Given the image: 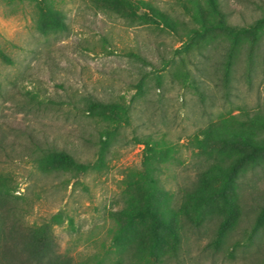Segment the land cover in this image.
<instances>
[{"label":"rangeland","instance_id":"1","mask_svg":"<svg viewBox=\"0 0 264 264\" xmlns=\"http://www.w3.org/2000/svg\"><path fill=\"white\" fill-rule=\"evenodd\" d=\"M151 1L171 14L175 30L101 9L96 0H0V174L24 224L61 214L52 234L71 264H111L117 256L124 221L118 210L136 191L132 180L148 158L147 141L161 150L160 184L179 198L205 162L196 133L209 122L264 109V32L252 67L241 51L227 88L221 79L227 40L190 43L187 31L197 25L191 2ZM219 1L231 24L264 15V0ZM50 8L64 25L49 26ZM90 100L125 105L127 114L90 112ZM105 127L112 135L100 152ZM51 146L88 167L40 165L38 152ZM239 202V221L220 248L209 244L216 217L186 222L177 253L167 252L166 242L165 253L145 254L147 264L263 260L264 225L247 234L264 203V159L241 175ZM148 224L146 217L132 226L147 235Z\"/></svg>","mask_w":264,"mask_h":264},{"label":"trees","instance_id":"2","mask_svg":"<svg viewBox=\"0 0 264 264\" xmlns=\"http://www.w3.org/2000/svg\"><path fill=\"white\" fill-rule=\"evenodd\" d=\"M189 1L192 4L191 17L197 25L188 29V41L208 44L219 35L227 40L221 62V79L228 88L234 64L241 51L245 53L249 69L255 61L256 47L264 32V15L247 25H235L225 19L219 0ZM96 2L101 9L108 8L124 17L136 16L140 20L162 24L170 29L177 28L171 14L151 0ZM48 18L52 28L64 25L51 8ZM137 85L140 90L141 84ZM86 109L106 117L110 116L106 111L114 109H119L117 113L124 116L127 114V106L101 100H90ZM234 116L209 122L196 133L195 143L205 156V162L191 184L183 187L179 198H176L175 193L170 197L159 182L161 167L155 158L156 153L161 151L159 146L148 141L145 143L149 151L148 158L137 177L132 180L136 191L118 210L124 221L116 237L117 256L111 264H122L124 259H128V264H134L136 259L147 264L145 254L165 253L163 244L166 242L169 243L167 252L175 255L181 244L180 230L186 222L198 224L212 217H216L217 221L209 244L214 248L224 244L229 231L236 226L241 215L240 177L264 159V109H256L243 119L232 120ZM111 135L112 130L108 127L100 131V152L106 147ZM37 159L40 165L54 166L58 163L72 165L76 169H86L89 165L77 160L69 151L52 146L40 149ZM8 189L0 174V264H71V258L57 251L52 234V223L60 221L61 214L57 212L39 223L26 225L15 213L16 206L10 203ZM259 207L248 231V238L264 225V203ZM146 217L150 233L147 235L132 226L137 219ZM256 264H264V259Z\"/></svg>","mask_w":264,"mask_h":264}]
</instances>
